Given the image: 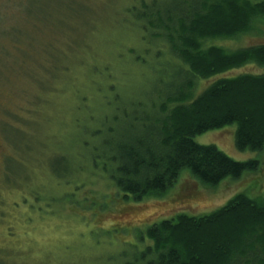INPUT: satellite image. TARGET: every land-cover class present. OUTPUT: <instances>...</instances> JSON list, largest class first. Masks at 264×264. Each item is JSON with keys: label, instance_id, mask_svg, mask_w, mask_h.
I'll list each match as a JSON object with an SVG mask.
<instances>
[{"label": "rangeland", "instance_id": "obj_1", "mask_svg": "<svg viewBox=\"0 0 264 264\" xmlns=\"http://www.w3.org/2000/svg\"><path fill=\"white\" fill-rule=\"evenodd\" d=\"M179 2L0 0V264H105L131 244L140 250L152 244L142 235L163 219L203 217L238 194L264 199V154L239 152L234 124L195 140L235 161L260 159L258 173L213 189L183 170L167 196L119 204L122 194L109 175L115 139L128 127L143 130V120L175 93L174 69L182 67L165 37L150 36L142 4L173 9ZM38 31L45 41L55 38L41 67L33 49L14 50L11 43ZM260 45L262 24L231 40L204 43L229 51ZM263 73L254 64L198 79L193 96L221 78ZM66 155L76 170L84 165L75 179L56 178L66 173L57 164Z\"/></svg>", "mask_w": 264, "mask_h": 264}, {"label": "trees", "instance_id": "obj_2", "mask_svg": "<svg viewBox=\"0 0 264 264\" xmlns=\"http://www.w3.org/2000/svg\"><path fill=\"white\" fill-rule=\"evenodd\" d=\"M180 2L173 9L142 4L147 12L140 17L145 22L151 19L150 36L165 37L182 67L174 69L176 94L166 96L152 119L143 120L147 125L141 122L143 130L128 127L115 139L109 175L122 194L118 201L123 206L167 196L183 170L202 186L214 189L225 179L237 181L261 169L260 159L235 161L215 145H200L195 139L235 124L237 150L264 154V73L221 78L197 98L192 91L198 79L209 80L247 65L264 68V45L235 51L204 47L208 40H231L251 32L254 24L264 25V0ZM40 33L34 32V38L24 42H11L14 50L33 49L39 67L46 64V46L55 43V38L45 41ZM167 102L176 105L168 108ZM57 164L66 167V173L56 176L59 179H75V171L84 168L76 170L67 155ZM146 228L140 235L152 244L143 250L131 244L105 264H264V199L238 194L212 214L192 217L183 213Z\"/></svg>", "mask_w": 264, "mask_h": 264}]
</instances>
